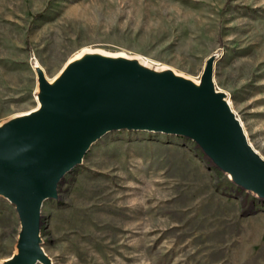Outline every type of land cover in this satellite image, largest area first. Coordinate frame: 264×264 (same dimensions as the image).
<instances>
[{"label":"rangeland","instance_id":"1","mask_svg":"<svg viewBox=\"0 0 264 264\" xmlns=\"http://www.w3.org/2000/svg\"><path fill=\"white\" fill-rule=\"evenodd\" d=\"M87 49L198 86L210 62L264 160V0H0V124L34 109L41 80ZM21 232L0 195V264H21ZM37 247L34 264H264V188L192 138L110 131L42 203Z\"/></svg>","mask_w":264,"mask_h":264},{"label":"water","instance_id":"2","mask_svg":"<svg viewBox=\"0 0 264 264\" xmlns=\"http://www.w3.org/2000/svg\"><path fill=\"white\" fill-rule=\"evenodd\" d=\"M116 74L73 72L59 101L41 80L44 113L0 142V195L16 206L22 223L17 261L43 259L37 247L39 210L60 178L98 138L115 130H147L195 140L237 179L264 188V162L247 146L234 117L215 96L210 74L199 90Z\"/></svg>","mask_w":264,"mask_h":264},{"label":"bare ground","instance_id":"3","mask_svg":"<svg viewBox=\"0 0 264 264\" xmlns=\"http://www.w3.org/2000/svg\"><path fill=\"white\" fill-rule=\"evenodd\" d=\"M37 68H38V65H37ZM124 70L125 71L128 70L129 77H131L134 80L150 79L152 80L154 84L163 83L169 86H179V87H183L185 89H191V90H199L200 85H201V83L199 86L196 84H192V83L189 84L188 83L189 81H187L186 78H183L184 80H182V79H178L175 76L174 77L172 76L160 77V76L154 75V73L152 74L151 72L144 70V68L142 67L132 65L130 57H128L123 52L110 53V52H106V51L99 50V49H87V50H84L76 54L64 64V66L61 68V70L57 73L56 76H54L52 79H48L47 77L45 78H46V81L48 82L47 85L52 89L57 99L61 101L62 95L65 91V86H64L65 77L70 75L73 72L87 73V72H97L98 71L103 74H110V73L116 74ZM211 72H212L211 63L208 62V64L206 65L204 69V73L202 74V77L205 74H210V86H211L213 94L215 96H219L220 102L224 104V106L227 108L229 113L233 116L229 102L223 99L222 94L214 91V88L211 82ZM44 111L45 109H44L43 99H40L37 101V104L34 107V109L30 110L24 115L14 117L10 119L9 121L3 124H0V142L4 141L5 138H7L8 136L15 134V132L18 129L30 123L35 122L38 119V117L44 113ZM235 121L237 122L241 130V133L243 135L242 126L236 119ZM243 138L245 139L244 135H243ZM251 151L264 162V160L254 150L251 149ZM230 176L233 178L237 177L236 171L232 168H230ZM41 254L42 256H44L42 252ZM11 260L12 258L9 261Z\"/></svg>","mask_w":264,"mask_h":264},{"label":"trees","instance_id":"4","mask_svg":"<svg viewBox=\"0 0 264 264\" xmlns=\"http://www.w3.org/2000/svg\"><path fill=\"white\" fill-rule=\"evenodd\" d=\"M44 12H45V11L41 12L39 15H37V16H35V17L37 18V17L42 16V14H43Z\"/></svg>","mask_w":264,"mask_h":264}]
</instances>
